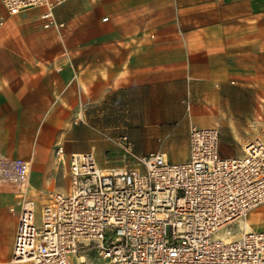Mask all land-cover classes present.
Segmentation results:
<instances>
[{
  "label": "crops",
  "instance_id": "crops-1",
  "mask_svg": "<svg viewBox=\"0 0 264 264\" xmlns=\"http://www.w3.org/2000/svg\"><path fill=\"white\" fill-rule=\"evenodd\" d=\"M43 13L9 16L0 2V160L30 164L38 206L69 193L74 154L125 168L112 140L129 126L136 154L172 162L189 158L193 127L218 128L224 157L264 140V0H69L55 10L60 29ZM16 202L0 182V258L32 264L11 262ZM247 226L264 231V205ZM84 260L102 264L93 250Z\"/></svg>",
  "mask_w": 264,
  "mask_h": 264
},
{
  "label": "built area",
  "instance_id": "built-area-1",
  "mask_svg": "<svg viewBox=\"0 0 264 264\" xmlns=\"http://www.w3.org/2000/svg\"><path fill=\"white\" fill-rule=\"evenodd\" d=\"M68 1L0 0L9 16L43 9L45 29L64 27L55 10ZM220 138L218 128L193 127L189 158L176 163L138 155L128 135L117 136L125 168L103 170L93 152L74 154L69 193L49 192L41 206L30 197V164L0 160V182L17 198L11 262L85 264L93 250L102 264H264V231L247 226L264 205V140L224 157ZM55 156L65 163L61 144Z\"/></svg>",
  "mask_w": 264,
  "mask_h": 264
},
{
  "label": "rangeland",
  "instance_id": "rangeland-1",
  "mask_svg": "<svg viewBox=\"0 0 264 264\" xmlns=\"http://www.w3.org/2000/svg\"><path fill=\"white\" fill-rule=\"evenodd\" d=\"M124 132H125V135H128L129 136V138L132 140V129H131V126H129V129H124ZM119 135H121V134H119ZM249 137V136H248ZM260 138H257L256 140H259ZM247 141V138H243L242 140H241V142H237V141H235V140H232V141H230L229 142V148H236V147H238V148H240V150L242 149V146H243V144L245 143ZM251 141V140H250ZM253 141H255V140H253ZM249 141H247L246 143H248ZM224 145V142L223 141H221L220 140V150L222 151V146ZM182 159V157H178L177 158V160H181ZM171 161H173V160H171ZM184 161V160H183ZM183 161H175V162H183ZM233 230L235 231V232H237V227H235V226H233Z\"/></svg>",
  "mask_w": 264,
  "mask_h": 264
}]
</instances>
